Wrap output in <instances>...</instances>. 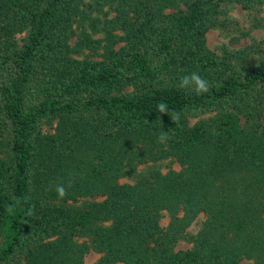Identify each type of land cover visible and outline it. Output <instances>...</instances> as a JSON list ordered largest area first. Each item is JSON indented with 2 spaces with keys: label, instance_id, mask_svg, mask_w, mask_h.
Instances as JSON below:
<instances>
[{
  "label": "trees",
  "instance_id": "16d2710c",
  "mask_svg": "<svg viewBox=\"0 0 264 264\" xmlns=\"http://www.w3.org/2000/svg\"><path fill=\"white\" fill-rule=\"evenodd\" d=\"M233 4L264 27V0H0V264H264V49L206 43Z\"/></svg>",
  "mask_w": 264,
  "mask_h": 264
},
{
  "label": "rangeland",
  "instance_id": "374dc122",
  "mask_svg": "<svg viewBox=\"0 0 264 264\" xmlns=\"http://www.w3.org/2000/svg\"><path fill=\"white\" fill-rule=\"evenodd\" d=\"M248 11L242 8L239 4L230 5L226 12L220 14V22L222 24L210 27L206 33L207 46L220 53L225 46L234 49L247 47L264 49V27L250 28L247 19ZM219 22V23H220ZM44 129H50V126L45 124ZM167 222V216L163 215L161 223ZM189 244L184 241H179L177 247H187ZM98 253L89 252L85 255L83 264H91L96 259Z\"/></svg>",
  "mask_w": 264,
  "mask_h": 264
},
{
  "label": "clouds",
  "instance_id": "9594fccd",
  "mask_svg": "<svg viewBox=\"0 0 264 264\" xmlns=\"http://www.w3.org/2000/svg\"><path fill=\"white\" fill-rule=\"evenodd\" d=\"M180 88H190L191 91H194L197 95L206 93L209 91L208 82L202 78L198 73L193 72L189 75L182 76L179 83ZM159 112L166 113L167 107L164 103H160L157 105ZM174 118L178 119V115ZM161 140L166 139V134L162 133ZM70 186V184H69ZM55 192L57 196L63 199L67 195V190L64 184L60 183L55 186ZM12 209L9 208V212L11 213ZM29 214H32L31 211Z\"/></svg>",
  "mask_w": 264,
  "mask_h": 264
}]
</instances>
